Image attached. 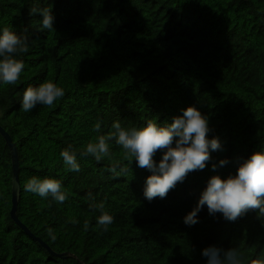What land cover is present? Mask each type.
Returning <instances> with one entry per match:
<instances>
[{"label": "trees", "instance_id": "obj_1", "mask_svg": "<svg viewBox=\"0 0 264 264\" xmlns=\"http://www.w3.org/2000/svg\"><path fill=\"white\" fill-rule=\"evenodd\" d=\"M33 7H51L55 31L42 29ZM3 27L30 37L14 54L25 64L20 79L0 85V126L17 150V218L34 238L10 217L11 157L0 135V264H205L201 250L210 245L236 248L245 264L264 255L258 209L228 221L205 206L195 225L182 219L212 175L234 174L239 159L264 148V0H0ZM46 80L65 96L24 112V89ZM190 105L222 145L211 163H228L188 173L164 198H144L149 171L115 141L110 157L80 155L114 121L170 123ZM69 144L79 172L60 157ZM33 175L60 179L66 201L25 192ZM90 194L114 218L107 230Z\"/></svg>", "mask_w": 264, "mask_h": 264}, {"label": "clouds", "instance_id": "obj_2", "mask_svg": "<svg viewBox=\"0 0 264 264\" xmlns=\"http://www.w3.org/2000/svg\"><path fill=\"white\" fill-rule=\"evenodd\" d=\"M37 12L41 16L42 29L55 31L51 7H33L32 13ZM29 39L27 34H17L11 27L0 28V85H13L20 79L25 64L14 54L25 51ZM64 96L62 87L46 80L27 86L20 104L24 112H30L38 104L51 107ZM111 127L112 132L98 135L80 155L100 161L110 157V142L115 141L130 163L134 159L138 167L149 171L150 175L145 177L143 185V196L148 201L156 197L164 198L177 183L185 180L188 173L203 170L206 164L211 163L210 153L222 147L218 137L210 138L208 135L211 131L208 116L194 105L181 109L170 123L159 124L156 119H149L140 127H123L117 120ZM100 128L101 124L97 122L93 131L99 133ZM158 151L160 157L156 160L154 157ZM60 157L68 171H80L77 153L71 144L60 152ZM227 163V159H221L211 163V169L215 171ZM24 191L40 198L51 197L61 204L68 198L62 181L52 177L33 175L26 180ZM89 199L92 209L99 212L97 224L107 230L113 223V216L105 209L104 202L97 203L91 194ZM205 206L209 215L219 213L228 221H235L249 209H258L260 215H264V148L239 159L234 174L223 178L212 175L200 192L196 205L182 218L183 223L187 226L198 223V213ZM49 235L56 239L51 229ZM201 255L205 264H245V259L236 248L223 249L210 245L201 250ZM251 264H264V255H258Z\"/></svg>", "mask_w": 264, "mask_h": 264}, {"label": "water", "instance_id": "obj_3", "mask_svg": "<svg viewBox=\"0 0 264 264\" xmlns=\"http://www.w3.org/2000/svg\"><path fill=\"white\" fill-rule=\"evenodd\" d=\"M0 135L4 139L6 145L9 148L10 157H11V167H12V179H11V209H10V217L12 221L17 224L26 234H28L30 237H33V235L30 233V231L18 220L16 210H17V204L19 200V194H20V184H19V162H18V156H17V150L12 142L10 136L3 130V128L0 126ZM34 238V237H33ZM38 240V239H36ZM40 244L47 249V251L52 256H58L61 257L60 254L55 253L52 251L45 243L38 240Z\"/></svg>", "mask_w": 264, "mask_h": 264}]
</instances>
